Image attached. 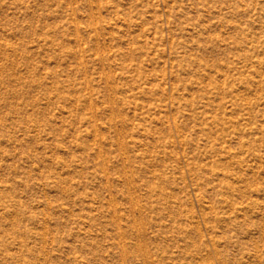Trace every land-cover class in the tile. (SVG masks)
Instances as JSON below:
<instances>
[{"label":"rangeland","instance_id":"rangeland-1","mask_svg":"<svg viewBox=\"0 0 264 264\" xmlns=\"http://www.w3.org/2000/svg\"><path fill=\"white\" fill-rule=\"evenodd\" d=\"M0 264H264V0H0Z\"/></svg>","mask_w":264,"mask_h":264}]
</instances>
